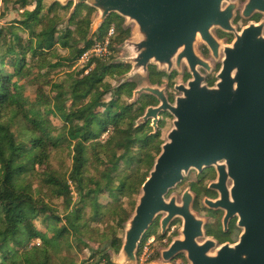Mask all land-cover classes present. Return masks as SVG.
Segmentation results:
<instances>
[{
    "label": "water",
    "instance_id": "95a60500",
    "mask_svg": "<svg viewBox=\"0 0 264 264\" xmlns=\"http://www.w3.org/2000/svg\"><path fill=\"white\" fill-rule=\"evenodd\" d=\"M72 2L68 21L77 5L97 11L92 24L95 33L111 14L136 25L140 38L128 43L135 54L131 58L132 74L146 73L151 63L168 72L177 53L178 60L205 64L195 56L194 43L202 40L217 55L224 45L216 40L212 29L234 34L232 43L224 48L215 88L200 86L202 79L191 65L193 80L176 87L182 96L174 105L167 102L163 89L146 85L134 90V97L148 94L160 105L146 108L133 128L151 120L154 134L161 111L169 112L174 120L167 142L141 186L134 213L126 223L119 258L114 262L136 264L135 254L143 236L162 215L161 236L175 219L181 221L179 236L159 251L162 264H169L180 254L188 264H264V22H251L235 31L232 20L237 3L231 0L54 1L61 7ZM256 13L264 15V0H246L241 16L247 19ZM220 161L224 164L217 166L218 182L213 187L221 196L204 204L226 210L227 217L237 215L242 234L235 245L216 247L213 239L205 237V219L192 210L189 189L179 202L174 195L166 196L191 170L201 171ZM227 179L232 181L230 189L225 186Z\"/></svg>",
    "mask_w": 264,
    "mask_h": 264
},
{
    "label": "trees",
    "instance_id": "16d2710c",
    "mask_svg": "<svg viewBox=\"0 0 264 264\" xmlns=\"http://www.w3.org/2000/svg\"><path fill=\"white\" fill-rule=\"evenodd\" d=\"M0 2V11L4 13L13 7L23 10L18 14L19 18L0 26V264H54L45 245L52 249L49 244L51 239L58 240L68 235L79 240L81 227L88 217L99 220V216L104 215V206L98 201L100 196L107 194L113 202H117L125 189L137 192L143 182L139 180L142 172L140 165L151 159L149 144L155 141L158 134L151 137L153 135H147L143 128L133 131L132 123L144 106L151 102L147 101L136 111L130 106H118L122 95L126 97L134 89L133 84L122 86L121 96H112L108 101L104 99L108 87L98 91L106 77L125 70L119 64H108L109 59H95L87 74L84 72L90 65L69 73L67 87L64 88L61 83L52 85V90L56 91L52 98L41 91L33 103L26 97L22 98L23 86L18 82L34 68L32 60L43 59L35 65L44 68V57L61 48L68 50L71 57L53 66L67 61L66 66L70 68L86 49L103 38L112 22L102 25L99 35L93 40H86L95 13L93 9L82 6L86 12L74 14L64 33L58 31L57 11H68L70 3L68 7H60L57 3L45 6V0ZM28 7L33 9L28 10ZM114 17L120 25L122 20ZM23 33H27L26 39L22 38ZM129 33V29L122 31L120 27L116 28L112 44L123 41ZM80 44L83 46L78 49ZM149 72L151 82L158 79L159 74L154 68ZM47 117L62 124L55 135ZM111 128L110 137L105 144H101L98 140ZM63 146L71 157L70 170L64 167L58 170L47 165L51 153ZM99 164L103 165V169L96 166ZM122 169L125 172H120ZM95 174H98L97 177ZM36 178L64 203L65 226L60 229L53 226L56 235L50 240L39 227L47 232L60 217L56 209L40 199L42 191L33 189ZM70 185L76 193L75 200ZM115 207L112 212L114 215L119 213L116 224L121 228L129 212L125 208L114 211ZM152 227L155 229L156 226ZM151 229L143 236L140 249L153 236L157 241L163 239ZM38 239L43 246L34 245L28 249ZM110 241L117 253L121 248L120 238L113 235ZM91 257L96 259L84 264L110 263V256L103 250H93Z\"/></svg>",
    "mask_w": 264,
    "mask_h": 264
},
{
    "label": "rangeland",
    "instance_id": "374dc122",
    "mask_svg": "<svg viewBox=\"0 0 264 264\" xmlns=\"http://www.w3.org/2000/svg\"><path fill=\"white\" fill-rule=\"evenodd\" d=\"M55 0H45V6H48L49 4H53ZM233 2L237 3V8L234 12L233 16V27L235 28V31L240 32L242 28L246 27L249 23L255 22L254 15H252L250 18H243L241 16V11L243 9L244 3L246 0H231ZM1 5V2H0ZM59 5V4H58ZM225 5V4H224ZM60 6V5H59ZM73 6V2L70 3V7L68 11H62L58 10L57 15L59 17V20L57 22V26L59 27V32H64L66 33L69 27L70 21H68L69 14L71 12V8ZM82 6L85 5H77L72 12L73 14L80 15L81 13L84 14L86 12V9ZM61 7V6H60ZM68 7V6H67ZM17 9L16 7L10 8L9 11L4 13L2 10L0 11V26H5L8 23H11L15 19L19 18V15L23 10H15ZM28 10H32L33 7H28ZM91 9V8H90ZM94 10V9H93ZM95 13L92 15L91 22L88 27V31L86 34V40L87 39H92L96 36H98L99 31L95 33V26L92 25L94 20L97 18L98 13L96 10H94ZM257 14V13H256ZM115 14H111L106 21L103 23V26H106V22H112V25L110 27H113L114 30L116 28L120 27L122 31H124V27L129 28V35L120 42H114L112 44V40L115 37V34L111 40V56L109 57L108 64H119L123 67H125L124 72L120 73H112L109 77H106L104 85H102L98 91L102 92L105 90L106 87H108V92L106 93L105 100L108 101L112 96H121V90L120 88L126 84H133L135 85L133 91L128 95V96H123L121 97L119 107L122 105L126 106H134L132 107L133 111H136V109L139 107L138 103H140L141 100H148L150 99L151 95L148 94H141L138 97H134L133 93L136 88L142 87V86H152V87H157L159 89L164 90V86H161L160 82L158 79H156L154 82L150 80V72L149 70L151 68H154L156 72L159 73H165L166 68H161L159 65L151 63L147 66V72L146 73H131L133 69V63L131 62V58L135 55L133 53V50L131 47H128V43H134L137 42L140 38V36L137 34L136 31V25L133 22H129L128 20L124 18H120L122 20V23L119 25L117 22V19L114 17ZM260 16L259 21L264 22V15L258 14ZM117 16V15H115ZM236 19V20H235ZM68 22V23H66ZM105 30V29H104ZM215 30V29H214ZM214 30H212V33L214 35ZM92 33H94L92 35ZM230 36H232V39H234V34L230 33ZM104 37V36H103ZM106 37V36H105ZM104 37V38H105ZM22 38L26 39L27 38V33L22 34ZM221 43L225 44L226 43V38L221 39ZM82 44L78 46L79 48H82ZM71 57V54L69 55V51L65 49L58 48L57 51L54 52V54H48L44 57L46 60L44 68L37 67L35 64H40L43 59H38V60H32L31 65H34V68L29 72L28 75L25 76L24 79L21 80V82H18L23 86L22 91L20 96L22 98L26 97L28 98L32 103L35 101V97L38 92H42L46 97L52 98L56 91L52 90V85L54 84H63L64 88L69 85V73L71 72H78L81 69V65H78L77 60L75 63L68 68L66 66L67 61L62 65H59L57 67L53 66L56 65L57 62H60L64 59H67ZM94 63L90 64L89 70L93 67ZM42 69V70H41ZM131 73V74H130ZM85 74V72H84ZM39 75V76H38ZM129 75V76H128ZM180 93L176 92V95H179ZM140 99V100H139ZM133 102V103H132ZM130 103H132L130 105ZM26 105V106H30ZM144 111L141 115L138 116L141 117L143 116ZM136 118L135 121L138 119ZM49 119V122L51 124V127L53 130V135H55L56 131L61 127V123L59 120L47 117ZM174 118L171 116V118H168L166 122L162 123L158 135L152 143L149 144V150L151 152V159L148 160L147 163H143L140 165L141 169V176L139 178L142 179V184L144 181L147 179L149 176L150 171L153 168L154 162L156 158L159 156V154L162 151V145L167 142V135L170 132V130L173 128L172 121ZM148 122L144 124H140L138 127L133 128V131H136L140 127L144 129V131H147L151 129V134H153V129L150 126H148ZM134 125V123H132ZM16 129V125L13 126ZM158 130V129H157ZM156 130V131H157ZM113 132L112 128L109 129V131L101 136V138L98 140L101 144H105L106 140L108 137H110L111 133ZM156 133V132H155ZM153 136L151 137H154ZM120 153V152H118ZM103 160H105V155H101ZM103 163V162H101ZM47 165H52L54 169H58L61 167H64L68 170L71 168V157L68 156L65 146L63 148H59L58 150H54L51 153L50 160L47 162ZM98 168L101 170L103 169V165H96ZM125 169H122L120 172H125ZM191 172V171H190ZM190 172L187 174L186 177L183 178V182L180 183L178 186H176L174 189L171 190L170 193L166 196V199L170 195H174L177 197V200L179 202L181 195L183 192L189 188V182L194 180L195 175L191 174ZM96 177L98 174H95ZM141 184V186H142ZM71 186V185H70ZM141 186L137 188V192H131L127 189L123 191V194L120 196L119 200L117 202H113L112 199L107 195H102L99 197L98 201L101 205L104 206V215L99 216V220H94L92 216L88 217L87 222L83 224L82 228V234L81 238L78 240L75 238L73 235H68V236H63L60 237L58 240H52L49 241V244L51 245L50 249L45 245V248L49 250V254L51 257V260L54 264H61L62 262L64 264L72 263V264H84L85 262H89L91 260H95L96 258H92L91 254L93 250H103L108 254V256L111 257L110 263L107 264H116L114 261L119 258V253H113L114 249L111 247V237L117 236L120 238V241L122 243L124 239V234H125V228H126V223L128 219L132 216L134 213V209L136 204L138 203V198L141 193ZM38 188L42 191L41 193V200L47 204L48 206L56 209L58 212V216L60 217V220L56 222V224H52V226L49 228V230L46 232L45 228L39 227L43 233H46V239L50 240L51 237L55 236L54 228L55 226L57 229H60L62 226H65L66 220L64 218L65 211H64V203L61 198H57L53 196L47 188L44 187L43 183L40 181V179H35L33 180V189ZM72 190V195L74 197V200L76 199V193L73 191V187H70ZM201 205V203H199ZM114 211H119L120 208H125L128 212L129 215L125 222L122 223L121 228L117 227V216L119 213L116 215L113 214V207ZM206 208V207H204ZM207 209V208H206ZM193 212L198 215L200 218H203L205 211L198 212L192 208ZM88 211V210H86ZM86 215L88 216V212H86ZM162 215H159L156 218V221L160 219ZM175 223V225L172 226V224ZM155 222V221H154ZM154 224V223H153ZM156 226V227H155ZM172 226V227H171ZM155 229L151 226V230L156 232L160 235V229H159V221L157 224H154ZM149 228V229H150ZM181 228V221L179 219H175L170 227L167 230L166 235L161 236L163 239L161 241L153 240L150 239L147 240L143 246L140 249V245L138 246V249L136 251L135 257H136V264H162L163 262L161 261V258L159 256V251L167 248L168 245L171 243V241L179 236V230ZM58 241V242H57ZM60 241V243H59ZM43 246L41 243V240H35L32 242L29 246L28 249L32 248L33 246ZM140 249V251H139ZM65 261V262H64ZM103 263V261L101 262ZM100 263V264H101ZM169 264H181L180 260H175L169 262ZM184 264H188L187 262Z\"/></svg>",
    "mask_w": 264,
    "mask_h": 264
},
{
    "label": "flooded vegetation",
    "instance_id": "af4514ba",
    "mask_svg": "<svg viewBox=\"0 0 264 264\" xmlns=\"http://www.w3.org/2000/svg\"><path fill=\"white\" fill-rule=\"evenodd\" d=\"M253 17L255 23H258V20L260 18L258 13ZM214 29H212L214 30V37L218 42H221V39L226 38V43L223 44L224 47L219 48V52L217 55H214L209 46L200 39H198L193 46L195 56L205 64H200L198 61L194 62L193 59L187 60V58H181L180 60H178L177 53L173 59V66L171 70H169L168 72L166 71L165 73L156 72L159 74L158 80L161 81L160 85L164 86V96L169 104L174 105L176 99L182 96V93L179 92L176 87L180 85L187 86L188 83L193 80V70L190 67L191 65L193 69L195 68L198 76L202 79L200 82V86H205L209 89L215 88V85L217 83V74L221 70L222 62L225 58L224 48L230 45L233 39L232 36L229 35L230 33L218 28ZM180 52H182V50L179 51V53ZM132 91L133 90H131V92ZM176 92L180 94L175 96ZM147 101L151 103L144 106V108L139 112V115H141L143 111H145V109L148 107H156L160 105V101L157 98L151 97V100H141L140 103H138L139 107L144 105ZM132 107L134 106H131V108ZM171 116L172 115H170V113L167 111H161L158 114V120L156 123V130H158L155 131L156 133L154 132V134H158L162 123L166 122V120L168 118H171ZM149 121L150 122H148L147 124L148 126L152 124L151 120ZM147 135H153L151 134V129L148 130ZM223 164L224 161H220L216 165L203 167L201 171L191 170L190 175H195V178L194 180L190 181L188 185L189 191L193 194L192 208L198 212H201L202 210L205 211V214L203 215V218L206 221L203 228L205 237L213 239L216 243V247L223 245L233 246L238 242L239 237L242 234V228L238 225L239 218L237 215L227 217L226 210L221 208H207L204 204L205 200L215 201L218 200L221 196L219 190L217 188H214L213 185L218 182L217 166ZM183 181L184 180H182V182ZM225 182L226 188L230 189L232 187V181L230 179H227ZM179 184H177V186ZM170 192L171 190L169 191V193ZM199 203H201V205ZM204 207H206L207 209ZM158 221L159 220H155L154 224H157ZM175 260H180L181 264L187 262L183 254L178 255L172 261Z\"/></svg>",
    "mask_w": 264,
    "mask_h": 264
},
{
    "label": "built area",
    "instance_id": "2783aa9c",
    "mask_svg": "<svg viewBox=\"0 0 264 264\" xmlns=\"http://www.w3.org/2000/svg\"><path fill=\"white\" fill-rule=\"evenodd\" d=\"M115 34L113 27H109L104 37L93 43L92 46L86 49L77 59L78 65L85 67L94 63L95 59H109L111 56V40ZM89 72V68L85 70V74ZM153 240V237L150 238ZM150 239H148L150 241ZM151 242V241H150ZM101 264H107L105 262Z\"/></svg>",
    "mask_w": 264,
    "mask_h": 264
}]
</instances>
